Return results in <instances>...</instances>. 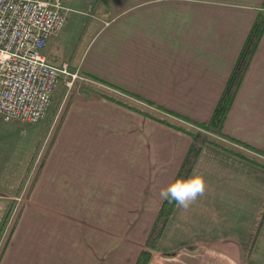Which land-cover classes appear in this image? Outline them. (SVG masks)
<instances>
[{
  "label": "crops",
  "instance_id": "crops-1",
  "mask_svg": "<svg viewBox=\"0 0 264 264\" xmlns=\"http://www.w3.org/2000/svg\"><path fill=\"white\" fill-rule=\"evenodd\" d=\"M94 3L72 65L95 82L75 85L66 102L60 84L51 97L59 95L65 108L53 133L33 127L36 150L24 172H34L32 184L0 245V264H134L162 203L160 189L174 179L191 138L101 94L173 124L181 123L134 95L208 122L264 9L263 0ZM64 30L49 40L52 64L59 63ZM223 132L264 151V34ZM246 155L204 144L190 174H204L206 192L187 211L176 204L148 264H264V160ZM16 163L0 166L8 195ZM8 195L0 194V219Z\"/></svg>",
  "mask_w": 264,
  "mask_h": 264
},
{
  "label": "built area",
  "instance_id": "built-area-1",
  "mask_svg": "<svg viewBox=\"0 0 264 264\" xmlns=\"http://www.w3.org/2000/svg\"><path fill=\"white\" fill-rule=\"evenodd\" d=\"M66 0H0V121L41 120L55 89L90 82L79 67L48 61L47 42L65 25Z\"/></svg>",
  "mask_w": 264,
  "mask_h": 264
},
{
  "label": "rangeland",
  "instance_id": "rangeland-1",
  "mask_svg": "<svg viewBox=\"0 0 264 264\" xmlns=\"http://www.w3.org/2000/svg\"><path fill=\"white\" fill-rule=\"evenodd\" d=\"M65 5L68 8L65 12L66 21H65L64 31L69 32V33L64 34L65 36L63 37L62 45H60V49H59L60 51L57 52V55H56L57 56L56 61L60 62L62 60H66L72 65V61L76 58L77 53H79V51L83 47L85 33L82 35L81 40L79 39V33L83 32L82 22L89 19L87 17L90 16L91 8L94 7L95 3H94V0H66ZM49 49L50 50L55 49L54 45L51 44V41L47 42L46 47L44 49V52L47 58L49 54ZM89 78L91 80L90 82L89 81L80 82V83L78 82V84H76L78 85L77 89L82 90L84 86H87V87L91 86L92 83L95 82V80H93L91 77ZM72 90L68 94L65 93L64 102H66V100L73 94L74 91ZM58 97L59 95L51 97L50 104L47 107L44 117L38 122L24 123L19 120H12L8 122L0 121V166L10 165L11 163L14 162V160H16L17 162L16 163V170H17L16 187L9 188V191L12 192L10 195L4 193L3 188L0 189V194L2 196L8 195L11 197V198H8L6 204L4 203V205L2 204L1 206L2 214H1V219H0V245L2 246L7 242V239L9 236L8 233L10 229L13 227L14 220L18 212L20 211L21 207L25 203L26 196L31 188V184H32L31 181L33 179L34 172L32 170L31 172L29 171L26 178L24 177V172L28 168V164L31 160L33 150H36L35 148L36 140H30V137L34 134V132L32 131L33 127L35 126L40 127L39 132H41V134L42 133L43 134L53 133L55 127L58 124L57 122L58 118L60 119V117H62L63 110L65 108V106L61 105L62 103H59ZM63 105H65V103ZM146 105L148 106V104ZM175 118L178 119L181 123V124H176V125H182L184 127H188L190 129L196 130L195 127L191 125L190 123L184 120H181L180 118H177V117ZM8 123L9 124L14 123L18 127L17 126L14 127L12 125H9ZM3 125H6V126H3ZM21 126L27 127L26 130L21 131L22 129L19 128ZM46 140L47 139L38 141L39 148L36 152L37 158L35 155L33 157L34 160L36 158V161L34 163L35 169L39 168L38 156L39 154L42 153V150L45 149L44 147L46 146L45 144ZM223 142L225 143L224 145L232 144L227 141H223ZM42 145L44 146L42 147ZM232 145L233 146H229V147L236 148L237 151H242V150L244 151L242 147H239L235 144H232ZM246 152L254 156H259L264 160V156L262 155L255 154L247 150ZM39 160L42 161L41 156L39 157Z\"/></svg>",
  "mask_w": 264,
  "mask_h": 264
},
{
  "label": "trees",
  "instance_id": "trees-1",
  "mask_svg": "<svg viewBox=\"0 0 264 264\" xmlns=\"http://www.w3.org/2000/svg\"><path fill=\"white\" fill-rule=\"evenodd\" d=\"M263 7H264V0H263ZM263 34H264V9L258 12L246 36V39L240 49V52L232 67L229 77L225 83L224 89L218 99V102L208 122L194 121L188 117L182 116L172 111H169L163 107H160L154 104L151 101L145 100L141 97L134 95L136 98H138L142 102L150 106H154L158 110H162L168 114H171L177 118H180L181 120H184L190 123L191 125L195 127L196 130L190 129L188 127H184L182 125L173 124L169 122L167 119H162V118H158L154 116L152 113H150L147 110L128 105L122 102L121 100L110 97L106 94H101V95L108 99L114 100L117 103L128 106L131 109L145 116L151 117L161 123L173 126L177 128L178 130L190 135L191 143L189 145L188 150L186 151V154L182 160V163L174 179L179 178V177H187L190 174L201 148L206 143H212L214 145H217L219 147H222L224 149H227L240 156L247 157V158L248 156L246 154L248 152H246V150L252 153L264 156V151L256 149L255 147H252L251 145H248L242 141H239L223 132V125L227 117V114L232 106L234 98L236 97V94L240 88L242 80L248 70L249 64L252 60V57L257 49V46ZM96 80H98V82L102 84H105V85L107 84L113 87V85L108 84L106 81H103L101 79H96ZM223 141H227L229 143L242 147L244 151L243 150L237 151L236 148L229 147V146H233L232 144L224 145L225 143ZM175 207H176V204L174 202L170 203L167 200H162V203L156 214V217L150 227V230L148 231L146 235V238L144 241V247L139 251L134 264H148L149 263L151 259V255H152L151 251L156 247L162 235V232Z\"/></svg>",
  "mask_w": 264,
  "mask_h": 264
},
{
  "label": "clouds",
  "instance_id": "clouds-1",
  "mask_svg": "<svg viewBox=\"0 0 264 264\" xmlns=\"http://www.w3.org/2000/svg\"><path fill=\"white\" fill-rule=\"evenodd\" d=\"M206 188L204 174L194 169L187 177L176 178L161 188L159 196L162 200L174 202L187 211L204 195Z\"/></svg>",
  "mask_w": 264,
  "mask_h": 264
}]
</instances>
